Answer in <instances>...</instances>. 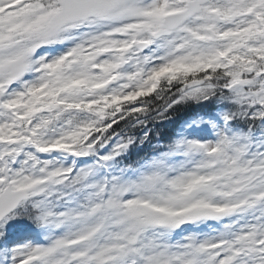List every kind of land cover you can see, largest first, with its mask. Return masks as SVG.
<instances>
[{
	"label": "snow or ice",
	"instance_id": "obj_1",
	"mask_svg": "<svg viewBox=\"0 0 264 264\" xmlns=\"http://www.w3.org/2000/svg\"><path fill=\"white\" fill-rule=\"evenodd\" d=\"M0 264H264V0H0Z\"/></svg>",
	"mask_w": 264,
	"mask_h": 264
},
{
	"label": "trees",
	"instance_id": "obj_2",
	"mask_svg": "<svg viewBox=\"0 0 264 264\" xmlns=\"http://www.w3.org/2000/svg\"><path fill=\"white\" fill-rule=\"evenodd\" d=\"M182 115H183L182 112L178 113L177 116L173 117V120H177ZM174 128H175V125L173 123L164 122V124L162 125L160 131L165 133V134H168L171 131H173ZM145 150H147V149H145Z\"/></svg>",
	"mask_w": 264,
	"mask_h": 264
}]
</instances>
